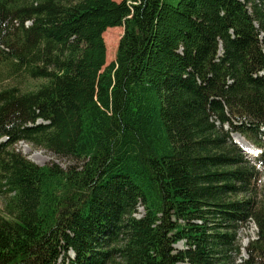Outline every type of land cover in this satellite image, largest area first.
I'll list each match as a JSON object with an SVG mask.
<instances>
[{
  "label": "trees",
  "instance_id": "16d2710c",
  "mask_svg": "<svg viewBox=\"0 0 264 264\" xmlns=\"http://www.w3.org/2000/svg\"><path fill=\"white\" fill-rule=\"evenodd\" d=\"M261 72L264 0H0V264H264Z\"/></svg>",
  "mask_w": 264,
  "mask_h": 264
},
{
  "label": "rangeland",
  "instance_id": "374dc122",
  "mask_svg": "<svg viewBox=\"0 0 264 264\" xmlns=\"http://www.w3.org/2000/svg\"><path fill=\"white\" fill-rule=\"evenodd\" d=\"M29 25L30 24L27 23L25 26H29ZM123 34H124V28H116V29H111V30L108 29L106 31L104 40H105L106 51H107V59H106L107 66L116 60L118 46H119V43H120V40ZM27 83L28 82L26 78H23V79L20 77L12 78L11 76L6 75L5 73H1L0 75V91L13 89V88H19V90H23L29 87ZM230 138L231 139L229 140H231L230 141L231 144L237 146L246 155L243 158L242 154L237 152V156L239 157V159L244 161L245 165H248L254 162V160H252L253 157L249 156L251 155L249 154L251 153V151L248 148H246V146L248 145L254 146L253 144L254 142L249 140L245 135H241V134H232ZM231 144H229L228 147H232ZM14 149L16 150V152H19L22 155V157H24L27 161L37 166H47L51 164H58L62 168H66L72 163L71 161L67 159L59 158L55 156L53 153H51L50 151L42 147L36 146L34 144L26 143V142L17 143ZM262 150H264V146L262 147ZM260 160L261 159L257 161H260ZM260 164H262V162H259L256 164L258 168H260V171H261V178H260L261 181L260 183H258V185H261V187L258 193L263 194L264 193V167H259ZM10 196H13V193H11ZM5 204H6L5 199L0 197V212L4 210ZM139 213L140 215H142L143 213V210L141 208H139ZM258 231H259L258 226H256V224L253 221H248L246 224L240 223L238 227V233H237V242H238L237 244L241 245L244 248L247 247L250 241L257 239ZM184 248H185L184 242H179L174 245L175 252L183 250ZM233 252H234V249H233ZM241 253L242 254L240 256H238L236 252L233 253L235 259L236 258L238 259L237 263H240L241 259L246 258V255L243 252V250ZM70 257L73 258L71 254H70Z\"/></svg>",
  "mask_w": 264,
  "mask_h": 264
},
{
  "label": "bare ground",
  "instance_id": "6f19581e",
  "mask_svg": "<svg viewBox=\"0 0 264 264\" xmlns=\"http://www.w3.org/2000/svg\"><path fill=\"white\" fill-rule=\"evenodd\" d=\"M248 154V153H247ZM249 154H251V153H249ZM250 157H252V155H249ZM252 159V158H251ZM252 160H254V159H252Z\"/></svg>",
  "mask_w": 264,
  "mask_h": 264
},
{
  "label": "crops",
  "instance_id": "0c3cea01",
  "mask_svg": "<svg viewBox=\"0 0 264 264\" xmlns=\"http://www.w3.org/2000/svg\"><path fill=\"white\" fill-rule=\"evenodd\" d=\"M117 1H118V2H121L122 0H120V1H119V0H117Z\"/></svg>",
  "mask_w": 264,
  "mask_h": 264
}]
</instances>
